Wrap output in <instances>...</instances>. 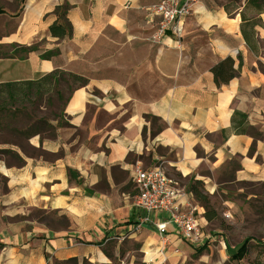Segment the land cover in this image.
Returning <instances> with one entry per match:
<instances>
[{
    "label": "crops",
    "instance_id": "1",
    "mask_svg": "<svg viewBox=\"0 0 264 264\" xmlns=\"http://www.w3.org/2000/svg\"><path fill=\"white\" fill-rule=\"evenodd\" d=\"M140 3L0 0V50L37 47L22 59L0 57V84L54 72L86 81L50 119L54 136L16 133L0 143V264H112L113 240L128 241L122 256L114 254L119 264H156L159 236L147 226L136 230L135 168L161 166L201 224L203 208L186 190L191 180L211 194V175L233 165L235 182L264 183V75L257 69L264 31L257 58L240 34L239 11L229 17L222 6L199 2L179 36L151 44L146 9L156 3L143 20ZM62 5L72 34L58 40L49 27L59 23L54 10ZM226 58L238 75L217 88L211 68ZM164 249L166 264H188L189 248L178 237Z\"/></svg>",
    "mask_w": 264,
    "mask_h": 264
},
{
    "label": "trees",
    "instance_id": "2",
    "mask_svg": "<svg viewBox=\"0 0 264 264\" xmlns=\"http://www.w3.org/2000/svg\"><path fill=\"white\" fill-rule=\"evenodd\" d=\"M68 10V5L55 8L54 14L60 21L49 27L51 38L63 40L71 37V26L66 18ZM223 10L229 17H231L233 12L239 11V28L242 39L249 52L258 58L262 50V40L258 36V30L264 31V21L261 19L264 15V0H245L240 9L236 8L230 12L228 8L223 7ZM10 48L12 51L9 54H0V57L11 59L19 56L18 58L22 59V56L37 51L36 46H11ZM56 53L57 51L46 52L40 55V58L49 59L55 56ZM237 59L239 71L242 66V60L240 56ZM233 66L234 61L231 58H226L211 68L213 80L217 88H221L223 85L228 84L230 80L237 77L238 73L233 69ZM257 69L264 75V65L259 61L257 62ZM64 79L78 82L80 86H85L86 84V81L80 77L57 72L36 81L0 84V134L5 132L6 134L13 135L17 133L20 136H32L33 134L54 136V127L51 125L50 119L55 118L57 115L49 112L47 119L43 117L36 118L35 115L46 112L47 108L52 105L53 93L57 99L60 98V93L54 92V90L58 84L64 82ZM240 120L242 122L246 121V116L240 115ZM17 127H20L21 130H18ZM237 132L242 131L237 129ZM187 190L197 202L208 208L209 199L203 191L202 182L191 180ZM215 218L216 212L211 209H208L203 215V219H206L208 222ZM249 242L250 240L247 239L240 245L232 256L233 260L240 261L245 258L248 253ZM251 264H264V260L257 259Z\"/></svg>",
    "mask_w": 264,
    "mask_h": 264
},
{
    "label": "rangeland",
    "instance_id": "3",
    "mask_svg": "<svg viewBox=\"0 0 264 264\" xmlns=\"http://www.w3.org/2000/svg\"><path fill=\"white\" fill-rule=\"evenodd\" d=\"M158 1L141 0L139 19L143 20L146 7ZM200 2L209 3L211 7H226L228 11L232 12L236 8L240 9L245 0H200ZM261 19L264 21V15ZM9 53L10 48L0 50V54ZM63 81L54 90V92L60 93V98L57 99L53 93L52 105L47 108L46 112L37 113L36 118L43 117L47 119L49 112L58 116L66 101L67 94L73 88L80 86L78 82H71L68 79ZM8 137L9 134L5 132L0 134V143L10 141ZM233 174L234 166L228 165L216 171L215 177L211 175V178H214L213 184L209 182L210 188H213L211 194L206 191L205 184H203V191L208 196L209 206L206 208L200 202L195 201L198 206L203 208V215L208 209L216 212L215 219L210 222L205 219L206 224H202V230L209 233L213 241L206 242L205 245L200 247L186 243L190 255L188 264H251L257 259L264 260V183L235 182ZM178 181L182 186L185 184V181L181 179ZM247 239L250 240L247 255L240 261L233 260L232 256ZM127 242L125 240L118 246V241H111L110 243L114 245L112 246V252L116 255L120 253L122 256L124 254L123 249L126 247L123 244ZM132 248L136 250L137 247L132 246ZM114 254H111L112 264H119L117 257L114 258ZM133 257L136 261L142 259L139 253H133ZM66 264L87 263L68 262Z\"/></svg>",
    "mask_w": 264,
    "mask_h": 264
},
{
    "label": "built area",
    "instance_id": "4",
    "mask_svg": "<svg viewBox=\"0 0 264 264\" xmlns=\"http://www.w3.org/2000/svg\"><path fill=\"white\" fill-rule=\"evenodd\" d=\"M199 2L200 0H159L148 7L146 12L153 27L148 42L158 44L168 34L179 36L182 21ZM133 182L136 187L133 206L141 213L136 230L147 226L157 233L162 243L156 264H166L164 247L171 235L195 247L213 241L211 235L202 230L201 218L196 208L186 202V193L161 166L149 170L135 168ZM155 214L164 215L165 219L154 221ZM174 252L178 253V250Z\"/></svg>",
    "mask_w": 264,
    "mask_h": 264
},
{
    "label": "bare ground",
    "instance_id": "5",
    "mask_svg": "<svg viewBox=\"0 0 264 264\" xmlns=\"http://www.w3.org/2000/svg\"><path fill=\"white\" fill-rule=\"evenodd\" d=\"M148 255V254H147ZM148 257V256H147ZM149 259V258H148Z\"/></svg>",
    "mask_w": 264,
    "mask_h": 264
}]
</instances>
